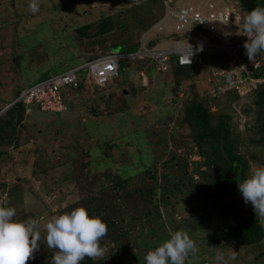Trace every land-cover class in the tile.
I'll return each mask as SVG.
<instances>
[{
    "label": "rangeland",
    "instance_id": "rangeland-1",
    "mask_svg": "<svg viewBox=\"0 0 264 264\" xmlns=\"http://www.w3.org/2000/svg\"><path fill=\"white\" fill-rule=\"evenodd\" d=\"M205 1L193 0L192 4L202 10ZM225 1L241 17L248 13L237 0ZM28 2L0 0V116L14 103L19 88L77 67L93 56L109 52L118 43L128 47L138 44L147 28L165 11L163 0H39V11L33 14ZM169 4L176 10L180 3L169 0ZM104 15H112L125 24L99 36L80 35L79 28L95 24ZM237 23L234 20L229 25L233 31L227 35L241 31ZM151 39L167 43L163 33ZM143 68L146 78L136 73ZM119 71L120 76L105 86L83 82L78 91H69V110L65 112L28 106L15 135H0V204H16L19 215L27 211V220L37 222L40 240L32 256L40 257L42 264H50L57 251L48 247L44 226L52 216L65 212L66 206L78 207L81 197L75 180L79 177L81 183L97 178L94 188L98 189L112 183L115 176L125 179L136 170L154 166H158L160 178L164 174L176 178L181 173L180 166L187 165L188 175L196 182L200 179L194 162L202 163L204 157L191 136V128L183 122L184 91L192 81L178 84L170 63L166 72H159L149 58H123ZM79 75L85 78L87 67ZM196 81L200 96L206 97L208 92L216 95L202 75ZM235 105V119H239V128L244 131L245 123L253 122L254 104L251 98L241 97ZM211 108L217 107L212 103ZM250 146L247 142L239 150L248 158L246 176L252 169L264 166V147ZM90 148L91 157L82 159L88 163L86 172L80 175L78 158ZM63 174L75 177L71 183H59ZM15 187L32 190L25 195L26 204H22L18 193H13ZM161 189L157 188L146 207L153 216L157 211L152 207L158 206L157 224L152 221L137 228L126 226L130 248L136 255L121 264H145L146 253L177 230L186 231L196 246L185 264H264V257L260 256L264 243L237 245L229 229L235 221L255 216L250 204L244 200L234 202L230 195L201 196L197 188L176 191L178 194L169 192L165 198ZM142 198H130V210L142 207L138 205ZM225 229L229 230L224 232ZM114 247L112 241L103 249ZM43 252L46 256H41ZM218 255H223L224 260L218 261ZM33 258L26 264H32Z\"/></svg>",
    "mask_w": 264,
    "mask_h": 264
},
{
    "label": "trees",
    "instance_id": "trees-1",
    "mask_svg": "<svg viewBox=\"0 0 264 264\" xmlns=\"http://www.w3.org/2000/svg\"><path fill=\"white\" fill-rule=\"evenodd\" d=\"M237 3L241 6L238 1ZM124 24V21H117L112 15H104L95 24L89 23L79 28V33L84 36H99L112 31L117 26L122 27ZM88 29H91V32L87 31ZM136 45L133 44L131 47H128L124 43H118L117 45L111 46L112 49L109 52L126 51L135 48ZM201 71L202 67L199 65H179L173 60L171 63V73L173 74L175 82L180 84L184 80L192 81L190 87L184 91L183 122L191 128V136L199 152L204 157L202 163L194 162V166L200 174V179L196 182L191 175H188L187 165L180 166L181 173L175 175L176 178L171 177V175L166 176V174H164V178H160L158 166H154L140 171L136 170V173L125 179H117L116 176L114 179V176H112V179H114L112 183L104 184L102 187L98 186V189L94 188L97 178L86 183H81L80 177L76 179L75 185L79 188L81 197L78 201V206H84L90 214L100 216L107 224L108 231L101 238L100 246L104 248L106 244L112 241L115 243V247L104 251L103 255L95 258L86 256L80 261V264H121L123 261L135 257L136 254L130 248L131 241L127 238L128 230L126 226L133 225L137 228L146 223L149 224L152 221L154 224H157L158 216L156 215L160 214L158 206L152 207L156 208L157 211L153 216H150L152 215L150 214L152 210L146 208L151 196L155 195L157 188H162L161 190L164 191L165 198H167L166 196L169 192L184 191L187 189L191 191L197 188L196 190L201 196L207 194L230 195L234 202L243 200L238 190V183L247 177L245 170L247 168L248 158L244 154L242 155L239 150L247 142L251 143L250 147L252 148L264 147V82L252 87L242 95L237 90L231 89L218 95H210L208 92L206 97H202L196 88V80L200 79ZM263 72V68L257 69L253 72L252 76L259 77ZM53 74L55 73L49 74L47 77ZM82 83H80L78 88H69L66 90L67 95H64V99L67 103L68 110L70 103L68 101L69 91H78L82 88ZM23 89L19 88L16 91V98ZM241 97L251 98L254 104L253 122L247 121L244 131L239 128L240 121L239 119H235L236 110L234 109L236 102ZM212 103L217 107L215 110L211 108ZM34 105L32 104V106ZM36 107L40 109L37 105ZM27 108L28 105L22 100L15 101L7 109V112L0 116V135L9 134L10 132L14 136L16 126L20 123ZM122 109L124 108L121 107L120 111H123ZM248 110L251 111L253 109L252 107H248ZM133 143L137 144V142ZM133 143L131 142V144ZM91 150L92 148L89 149V152H85V155L79 156L78 158L79 164L81 165L78 171L80 175L86 172L85 166L88 164L82 159L91 157ZM97 157L98 154L96 155ZM175 160L177 158L173 160L174 165L177 163ZM94 162L96 163L95 160ZM89 164L92 165L91 161ZM109 170H106V172H109ZM74 177L75 175L63 174L62 179L58 180L59 183L60 180L63 183H71V179ZM200 184L204 186L201 187ZM14 190L13 193L19 194L22 204H26L25 198L27 192L30 193L32 191L30 187L29 190L28 188L21 187L20 189L15 187ZM176 194L178 193L176 192ZM135 197H143L142 202L138 203L142 207H138L136 210H130L129 199ZM10 206L15 209L14 218L16 220L26 221L29 218V212H22V215H19V209L16 207V204L12 203ZM66 207L65 212L77 206L68 205ZM229 229L231 230L232 239L237 245L246 246L264 243V221L261 217L253 216L239 219ZM229 229H225L224 232ZM262 253L263 251L260 253V256ZM43 255L46 256V252L41 253V256ZM40 260V257L33 258L32 264H42Z\"/></svg>",
    "mask_w": 264,
    "mask_h": 264
},
{
    "label": "built area",
    "instance_id": "built-area-1",
    "mask_svg": "<svg viewBox=\"0 0 264 264\" xmlns=\"http://www.w3.org/2000/svg\"><path fill=\"white\" fill-rule=\"evenodd\" d=\"M192 1L185 3V0H179V8L172 10L169 0H164L165 13L151 28L152 31L167 33L171 38L178 34L184 39L180 40L183 43L166 47L149 46L147 33L136 52H111L95 57L24 88L16 100H22L28 106L35 104L41 110L63 111L66 109L64 93L67 89L78 88L82 82L105 86L118 77L123 57L151 58L157 69L163 71L167 70L172 58L180 65H199L202 67V80L210 84L215 94L235 89L242 95L264 82V72L259 77L252 76L255 70L264 69V52L250 62L243 47L247 36L227 35V26L237 20L234 10L224 0H206L202 10ZM198 46L201 47L199 51ZM84 67H87V75L82 78L79 73ZM140 74L145 76L143 70Z\"/></svg>",
    "mask_w": 264,
    "mask_h": 264
},
{
    "label": "clouds",
    "instance_id": "clouds-1",
    "mask_svg": "<svg viewBox=\"0 0 264 264\" xmlns=\"http://www.w3.org/2000/svg\"><path fill=\"white\" fill-rule=\"evenodd\" d=\"M227 5L229 4L227 3ZM39 6V0H29L27 5L29 11L33 14L39 11ZM229 6L232 8L231 5ZM232 9L234 10V8ZM234 16L237 21L239 19L237 27H241L238 37L247 36V40L243 44L245 54L250 62H254L257 56L264 52V7H255L243 17H241L238 11L234 10ZM160 18L145 31L140 39V42L135 48L120 51L118 53L130 54L136 52L141 46L143 36L147 33H149L147 42V45L149 46L156 45L159 47H166L180 44V42L183 43V41L180 40L184 39L178 34H174L171 38L167 33L151 30L153 25H155ZM227 29L229 30L227 33L233 31L230 26H227ZM158 33L164 34V41L167 42L166 44L163 45L161 41L156 42V39H151ZM199 50H201L200 46L197 48V51ZM190 51L191 55H193V49L191 46ZM105 54L107 53L99 54L95 57H100ZM95 57L93 56L89 60ZM123 58H127L129 60L146 59L138 57ZM122 59L120 60V66ZM172 60L177 63V60L172 58L170 60V64L172 63ZM138 67L141 68L142 66ZM141 70L145 72V76L140 74ZM156 70L159 72H166L158 70L157 67ZM136 73L141 76V78L147 77L144 68L138 69ZM119 76L120 71L118 77ZM64 95H67V91ZM16 99L14 102L17 101ZM65 105L66 109L60 112L57 111V113L67 111L68 106L66 102ZM238 190L243 197L244 202L252 206L255 216L264 218V166H258L252 169L250 175L243 178L242 181L238 183ZM14 217L15 209L13 207L0 204V264H26L29 259L33 258L32 254L38 247V242L40 240V227L37 222L31 219L20 221L16 220ZM44 228L46 230L45 239L48 247L58 250L52 256L50 264H80V261H82L86 256L89 258H95L103 255L104 253V249L100 246V240L107 234V224L100 216L90 214L84 206H78L70 211L52 216L47 221ZM195 251V243L190 238L188 233L184 230H177L174 233H170L168 239H165L159 245L149 250L144 256V262L145 264H185V260L189 253H194ZM216 259L218 261H223L224 257L223 255H218Z\"/></svg>",
    "mask_w": 264,
    "mask_h": 264
},
{
    "label": "water",
    "instance_id": "water-1",
    "mask_svg": "<svg viewBox=\"0 0 264 264\" xmlns=\"http://www.w3.org/2000/svg\"><path fill=\"white\" fill-rule=\"evenodd\" d=\"M238 1L240 5L248 12L253 10L255 7H264V0H238ZM261 257H264V251Z\"/></svg>",
    "mask_w": 264,
    "mask_h": 264
}]
</instances>
